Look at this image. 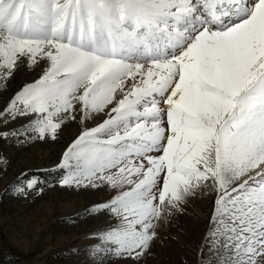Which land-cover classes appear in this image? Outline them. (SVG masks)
Here are the masks:
<instances>
[{"label":"snow or ice","instance_id":"6c2138e0","mask_svg":"<svg viewBox=\"0 0 264 264\" xmlns=\"http://www.w3.org/2000/svg\"><path fill=\"white\" fill-rule=\"evenodd\" d=\"M69 125L48 179L5 190L105 194L66 218L67 264H146L158 245L264 264V0H0V143Z\"/></svg>","mask_w":264,"mask_h":264},{"label":"rangeland","instance_id":"374dc122","mask_svg":"<svg viewBox=\"0 0 264 264\" xmlns=\"http://www.w3.org/2000/svg\"><path fill=\"white\" fill-rule=\"evenodd\" d=\"M72 125L64 128L56 143L37 141L17 149L0 143V264H67L62 254L81 230L77 224L72 227L67 217L86 203V199H99L104 193L85 197L71 189L45 186L40 194L32 193L27 199L13 198L5 191L7 186L27 171H45L58 161L61 150L69 142ZM41 180L43 178L39 177ZM192 209L199 217H181L182 224L194 245L207 223L208 205L197 200ZM105 218L91 222L88 227L102 226ZM156 255L149 257L146 264H181L187 260L193 264L194 253L187 248L158 245Z\"/></svg>","mask_w":264,"mask_h":264},{"label":"trees","instance_id":"16d2710c","mask_svg":"<svg viewBox=\"0 0 264 264\" xmlns=\"http://www.w3.org/2000/svg\"><path fill=\"white\" fill-rule=\"evenodd\" d=\"M29 177L32 175H38L39 177L43 178L44 180L48 179V170L45 171H27L25 172Z\"/></svg>","mask_w":264,"mask_h":264}]
</instances>
